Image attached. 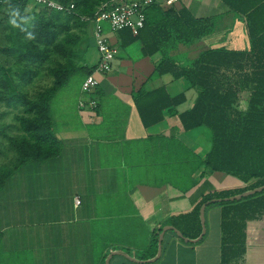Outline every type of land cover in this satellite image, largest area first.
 Returning a JSON list of instances; mask_svg holds the SVG:
<instances>
[{
  "label": "crops",
  "instance_id": "crops-1",
  "mask_svg": "<svg viewBox=\"0 0 264 264\" xmlns=\"http://www.w3.org/2000/svg\"><path fill=\"white\" fill-rule=\"evenodd\" d=\"M181 8L197 20L214 19L211 33L190 46H200L201 51L248 49L244 21L223 3L182 0L173 9ZM86 31L93 52L88 63L95 66L98 54L91 25ZM104 33L115 51L112 69L95 75L96 97L84 98L96 101L97 108L78 109L80 87L76 124L68 120L63 124L67 131L55 133L51 115L54 136L62 146L59 155L36 163L42 164V172L34 169L33 178L13 181V190L5 189L10 186L7 180L0 191V210H4L0 216L15 213L20 202L33 204L41 220L35 224V241L25 242L21 249L35 251L36 264H105L106 260L108 264H221L220 207L205 208V234L199 241L182 240L169 224L171 218L192 211L203 195L242 186L235 178L205 169L210 144L204 132L181 128L179 115L191 108L196 92L181 79L155 72L163 57L178 68L186 67L174 61L181 57L183 45L167 44L144 56L140 41H130L127 31L111 33L105 25ZM158 89L171 97L183 93L185 101L163 111L158 124L144 128L135 95ZM11 200L17 201L15 207ZM159 229L161 254L150 258ZM8 230L0 227V239ZM245 235V253L236 264H264V218L250 222ZM9 240L14 237L4 240L10 248L19 242Z\"/></svg>",
  "mask_w": 264,
  "mask_h": 264
},
{
  "label": "trees",
  "instance_id": "trees-1",
  "mask_svg": "<svg viewBox=\"0 0 264 264\" xmlns=\"http://www.w3.org/2000/svg\"><path fill=\"white\" fill-rule=\"evenodd\" d=\"M29 1L0 0V105L7 112H20L14 116L18 135L9 134V127L0 122V144L5 141L14 154L11 168L0 167V191L14 170L59 155L62 146L53 133L50 103L73 75L82 72L86 77L95 68L88 63L89 38L81 35L89 23L81 18L117 0H50L72 4L70 13L44 6L30 10ZM217 1L244 21L248 49H206L181 68L163 57L155 71L183 80L196 92L191 108L179 115V121L184 132L204 130L210 144L204 168L242 183L240 188L203 195L192 211L170 219V226L188 243L201 235L203 204L264 187V0ZM12 5L19 6L20 16L10 17ZM144 16V26L136 36L129 29L122 30L129 33L130 41H140L144 56L156 54L167 44L192 45L214 27L212 18L197 20L184 8L163 11L159 4L145 9ZM42 71L51 85L30 96L27 87ZM241 99L246 103L244 110L239 109ZM184 101L183 93L171 97L158 89L138 92L134 103L141 124L149 128L161 122L163 111ZM3 151L0 148V157ZM214 206L221 209V264H236L245 253L246 226L264 218V190L240 200L210 203L206 209ZM160 233L161 229L154 233L150 258L157 253Z\"/></svg>",
  "mask_w": 264,
  "mask_h": 264
},
{
  "label": "rangeland",
  "instance_id": "rangeland-1",
  "mask_svg": "<svg viewBox=\"0 0 264 264\" xmlns=\"http://www.w3.org/2000/svg\"><path fill=\"white\" fill-rule=\"evenodd\" d=\"M36 10V7L33 4V1H29V4L27 6L28 9L33 10L32 8ZM82 36H88L86 29H82L81 31ZM90 43V39H89ZM195 45V44H194ZM200 45V44H199ZM197 46H190L186 45L183 46V49H181V57L175 58L174 61L181 62L182 65H190L192 60L195 58V55H199L202 52L203 48H200ZM92 49L88 51L87 58L88 60L91 59ZM194 55V56H192ZM83 74L82 72H77L75 75H73L68 83L65 85L64 88L60 89L54 98L52 99L50 103V115L54 117V131L55 133L60 131V133L66 132L64 128V123L69 120V122H75L76 124V116L78 115V111L75 110V105L77 102V98L79 97V90L82 83ZM48 76L46 75L45 71H42L41 74L34 80L33 83H31L28 87V94L30 96H33L36 94L40 89H42L44 86L48 83ZM51 80L49 81V84L47 87L51 85ZM81 93V91H80ZM90 95H88L89 97ZM93 98L96 96L91 95ZM86 96H82L81 98L85 101ZM87 97V98H88ZM244 99V98H243ZM241 99L239 103V109L244 110L246 108V103L244 100ZM63 106V107H62ZM63 109V113H62ZM7 113V114H5ZM55 113V114H54ZM4 114V115H3ZM19 111H13L10 110L7 112V110L0 105V116H3L2 122L4 125H7L8 130L7 132L11 135H18L16 122L14 119L15 115H19ZM64 115V116H63ZM204 131V130H202ZM3 146L0 144V148L3 151V155L0 157V167L1 166H7L8 168H11V162L14 159V154H12L8 148V144L5 141H2ZM42 164H36V163H27L25 166L14 170L13 174L9 177L8 182L10 183V186H6L5 189H12L13 190V181L18 180L20 178H33L34 177V169H40V172H42V169L40 166ZM21 207L20 209H16L15 213H9L6 217L1 214L0 216V227L8 226V231L1 235L0 239V264H36L35 262V255L32 249H21V246L24 245L25 242H34V232L37 226L35 225L38 223L41 219L39 218V214H36L33 210V204L29 203L28 205L24 202H20ZM5 205H7L5 203ZM17 201L11 200L10 206H16ZM1 212H4L3 209L0 210ZM6 211L8 212V209L6 208ZM94 226L97 225V223H93ZM256 226L257 223L251 224ZM10 237H14V240H9L8 242H16L17 238L19 241L18 244L14 248L7 247L5 244V239ZM25 246V245H24Z\"/></svg>",
  "mask_w": 264,
  "mask_h": 264
},
{
  "label": "built area",
  "instance_id": "built-area-1",
  "mask_svg": "<svg viewBox=\"0 0 264 264\" xmlns=\"http://www.w3.org/2000/svg\"><path fill=\"white\" fill-rule=\"evenodd\" d=\"M34 6H44L57 12L70 13L74 6L69 4L65 6L50 0H32ZM182 0H117L101 5L96 12L87 18H81L88 22L92 27V38L98 54V62L92 73L87 75L81 85V97L91 95L98 86L95 75H105L112 69V63L115 58V51L111 48L105 33L106 25L111 33H117L124 29H129L133 36L143 28L145 22L144 11L148 7L159 4L163 11L174 8ZM31 2V0H30ZM78 109H89L94 111L97 108L96 101L89 99L84 101L82 98L78 101ZM75 206L79 205L78 199L74 201Z\"/></svg>",
  "mask_w": 264,
  "mask_h": 264
},
{
  "label": "water",
  "instance_id": "water-1",
  "mask_svg": "<svg viewBox=\"0 0 264 264\" xmlns=\"http://www.w3.org/2000/svg\"><path fill=\"white\" fill-rule=\"evenodd\" d=\"M264 190V187L263 188H259V189H255V190H252V191H249V192H246V193H243L241 195H238V196H234V197H231V198H228V199H224V200H212L208 203H205L201 206L200 210H199V217H200V222H201V225H202V232H201V235L199 236V238L196 240V241H199L202 239V237L204 236L205 234V219H204V210L205 208L210 204V203H219L220 201H234V200H240L242 198H245V197H248V196H251L253 194H256V193H259L261 191ZM165 231V230H164ZM177 235L181 238V234L177 233ZM161 237H162V234L159 236V239H158V252H157V255H156V259L159 258L160 254H161ZM184 240V239H183ZM185 241V240H184ZM105 264H108V260L105 261Z\"/></svg>",
  "mask_w": 264,
  "mask_h": 264
},
{
  "label": "clouds",
  "instance_id": "clouds-1",
  "mask_svg": "<svg viewBox=\"0 0 264 264\" xmlns=\"http://www.w3.org/2000/svg\"><path fill=\"white\" fill-rule=\"evenodd\" d=\"M9 15H10V17L20 16V8H19V6L18 5H12L11 6V11L9 12ZM9 23L12 24L13 26H17L15 24V20L14 19H10Z\"/></svg>",
  "mask_w": 264,
  "mask_h": 264
}]
</instances>
